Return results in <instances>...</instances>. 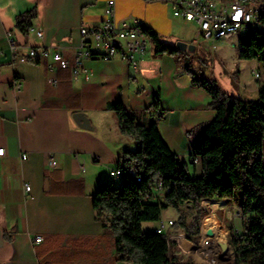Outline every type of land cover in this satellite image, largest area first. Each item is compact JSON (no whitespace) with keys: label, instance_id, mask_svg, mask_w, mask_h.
Returning a JSON list of instances; mask_svg holds the SVG:
<instances>
[{"label":"crops","instance_id":"0c3cea01","mask_svg":"<svg viewBox=\"0 0 264 264\" xmlns=\"http://www.w3.org/2000/svg\"><path fill=\"white\" fill-rule=\"evenodd\" d=\"M107 1L0 0V146L6 149L0 159V264H132L115 259L114 235L93 206L102 182L122 185L123 178L111 174L119 155L138 148L122 134L109 103L121 99L139 122L156 121L171 150L187 162L192 141L216 116L211 95L192 84L188 69L174 55L156 56L151 47L138 68L120 58L87 59L86 72L76 77L57 65L51 69V58L22 59L30 47L51 46L72 59L81 27L101 23ZM33 8L34 30L24 33L16 18ZM116 18L146 25L165 42L177 24L188 22L168 4L150 0H116ZM261 76L255 86H243L239 97L256 99ZM156 95L161 115L150 109ZM77 112L86 114L92 128L77 123ZM38 234L44 236L41 243L32 239Z\"/></svg>","mask_w":264,"mask_h":264},{"label":"trees","instance_id":"16d2710c","mask_svg":"<svg viewBox=\"0 0 264 264\" xmlns=\"http://www.w3.org/2000/svg\"><path fill=\"white\" fill-rule=\"evenodd\" d=\"M260 7L264 28V0ZM36 16V8L20 13L16 27L28 33ZM141 27L150 37L156 56L182 53L156 30L143 24ZM239 42L240 58L264 61L262 29L242 33ZM188 71L192 84L211 95L210 106L216 111L214 119L204 124L192 141L190 161L171 150L156 121L141 123L121 99L110 102L109 108L116 113L122 134L136 141L138 148L125 149L119 155L123 183L117 186L114 182H102L92 196L94 209L98 217L105 216V230L114 235L117 261L197 264L184 261L173 252L168 233L144 230L143 223L160 221L163 209L175 207L180 215L172 228L184 230L191 243L200 235L205 212L202 202L209 200L216 207L218 203L211 200L229 201L236 190H241L243 230L232 235L236 264H264V82L256 99L230 97L215 82ZM150 109L161 115L158 95ZM197 164H201L199 175L195 173ZM186 201L192 202L197 211L192 223L181 208Z\"/></svg>","mask_w":264,"mask_h":264},{"label":"built area","instance_id":"2783aa9c","mask_svg":"<svg viewBox=\"0 0 264 264\" xmlns=\"http://www.w3.org/2000/svg\"><path fill=\"white\" fill-rule=\"evenodd\" d=\"M164 2L172 8L173 14L188 22H195L199 29L198 37L207 40H217L233 33H244L250 30L264 28L261 24V5L256 3L262 0H155ZM34 30V27H31ZM38 36L43 35L41 29H37ZM81 43L76 48L74 56L70 59L60 47H30L27 55L22 56L25 61L45 62L52 59L49 65L53 69L57 65L61 69L70 71L73 77L81 72H86L85 61L87 59L112 60L120 58L134 68L139 67L141 57L146 54L152 42L148 34L143 30L141 24L131 23L128 19L116 18V0H108L105 7V18L101 23L93 26H82L80 29ZM12 47L15 48V38L8 34ZM86 74V78H88ZM256 77L260 73L256 72ZM53 84H58V78H49ZM19 89V84L15 85ZM6 153V149L0 146V159ZM26 154L23 158H26ZM196 162L199 159L196 158ZM111 174L115 177H123L120 169H113ZM141 177H138L140 180ZM161 187V185H160ZM25 191L29 193L30 185L25 183ZM158 192V191H157ZM173 220L161 219L155 231L168 233L169 239L176 240L172 230ZM35 243H41L44 236L38 234L32 237ZM211 240L203 236L199 243V250L203 256H208Z\"/></svg>","mask_w":264,"mask_h":264},{"label":"rangeland","instance_id":"374dc122","mask_svg":"<svg viewBox=\"0 0 264 264\" xmlns=\"http://www.w3.org/2000/svg\"><path fill=\"white\" fill-rule=\"evenodd\" d=\"M256 4L260 6L261 2ZM198 29L199 26L195 22L179 23L173 34L166 37L167 42L174 45L178 41H185L195 46L193 51L182 52L175 56L179 66L191 69L197 77H206L215 82L230 97H239L243 86H255L258 79L256 72L264 78V61L257 58H240V33H233L213 41L198 37ZM150 47V50H154L153 44H150ZM241 200V190H236L235 196L229 201L211 200L218 203L216 207L209 200H204L202 205L205 212L201 217L200 235L189 243L184 230L173 231L177 237L172 241V250H176L184 261L193 260L197 264H236L232 235L243 230V215L239 208ZM181 208L188 214V222L192 223L197 212L192 202L181 203ZM179 215V211L172 206L162 211V218L167 221L169 218L177 221ZM157 223L158 221H146L143 223V228L151 230ZM207 230L212 234L208 235ZM203 236L211 240L208 256H203L198 248Z\"/></svg>","mask_w":264,"mask_h":264},{"label":"water","instance_id":"95a60500","mask_svg":"<svg viewBox=\"0 0 264 264\" xmlns=\"http://www.w3.org/2000/svg\"><path fill=\"white\" fill-rule=\"evenodd\" d=\"M175 46L182 52L193 51L195 48L193 44H189L185 41H178ZM74 118L81 127L88 129L92 128L90 119L86 116L85 113L77 112L75 113ZM207 234L211 235L212 232L210 230H207Z\"/></svg>","mask_w":264,"mask_h":264}]
</instances>
